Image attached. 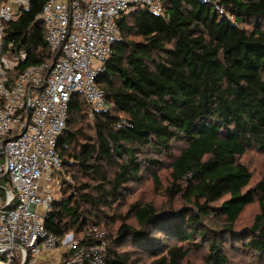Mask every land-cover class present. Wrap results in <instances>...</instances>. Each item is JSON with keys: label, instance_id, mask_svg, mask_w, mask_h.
Returning <instances> with one entry per match:
<instances>
[{"label": "trees", "instance_id": "1", "mask_svg": "<svg viewBox=\"0 0 264 264\" xmlns=\"http://www.w3.org/2000/svg\"><path fill=\"white\" fill-rule=\"evenodd\" d=\"M45 1L30 0L5 24L11 51L26 52L10 78L54 59L39 18ZM117 24L119 39L96 78L111 105L98 111L71 96L57 151L72 183L51 203L45 229L80 237L119 220L105 236L109 264H137L131 251L115 247L129 236L154 253L147 264H229L224 244L244 236V247L264 259V163L259 181L244 189L251 173L239 159L249 146L264 151V0H166L160 14L137 6ZM176 138L183 144L172 153ZM149 153L170 159L166 186L152 178L177 205L157 211L152 202L125 198L144 161L158 163L139 158ZM255 199L251 224L236 229ZM122 204L124 213L116 211ZM212 217L218 224L207 222ZM86 237L80 246L101 241ZM193 252H201L198 261L189 259Z\"/></svg>", "mask_w": 264, "mask_h": 264}, {"label": "built area", "instance_id": "2", "mask_svg": "<svg viewBox=\"0 0 264 264\" xmlns=\"http://www.w3.org/2000/svg\"><path fill=\"white\" fill-rule=\"evenodd\" d=\"M29 1L0 5V264H46L44 256L58 244L63 252L76 249L86 235L101 241L80 246L59 264H109L104 230L89 227L80 237L68 231L59 238L44 227L53 202L51 182L62 167L57 141L73 94L95 110L109 109L96 78L119 39L121 15L137 6L160 14L166 0H46L39 18L54 59L10 78L26 52L11 51L5 24Z\"/></svg>", "mask_w": 264, "mask_h": 264}, {"label": "rangeland", "instance_id": "3", "mask_svg": "<svg viewBox=\"0 0 264 264\" xmlns=\"http://www.w3.org/2000/svg\"><path fill=\"white\" fill-rule=\"evenodd\" d=\"M182 144L183 142L178 140L177 138L173 139L171 152L177 153L179 148L182 147ZM146 157L157 158L158 163L152 165L144 161L138 180L127 186V190L125 192V198L127 199L128 202L131 201L152 202L157 211H160L163 208L172 206L174 204L177 205L178 202L176 201L173 204L167 201V198L163 196L161 190L156 188V185L154 184L152 178L153 173H155L159 177L162 188L166 186L168 172H169L168 165L170 159L168 158V156H166L163 153L161 154L149 153V154H142L139 156V158L142 159H146ZM239 159L248 167L251 173L250 181L244 189L253 187L262 176L264 151L258 150L254 146H249L246 149L245 153L239 156ZM71 183H72V178L69 176V173H67L66 170L63 167H61L60 173L58 174L55 173L54 179L51 182L53 188L52 191L53 201H58L61 196V189L67 188V185H71ZM222 199H220L217 202H220ZM258 210H259L258 203L257 200L255 199L253 203L248 204L243 208L239 216V219L236 222L235 228L243 229L244 227L249 226L253 220L254 215L258 212ZM104 211L107 215H111L114 213V211L113 212L108 210H104ZM116 211L124 213L126 211L125 205L124 204L120 205ZM127 221L135 228H138L133 217L129 218ZM207 222L213 225L218 224L217 219L215 217L208 219ZM118 224H119V220H114L111 228H109L108 226L104 228H100V227H95V228L97 230L100 229L105 230L103 236V238L105 239V236L107 237V235H109L110 237V235H112L115 232V229L118 226ZM102 225H103V220L99 222V226ZM135 241L136 240L135 238H133V236L131 237L129 236L126 238V240H124V242H122L121 244L115 247L119 251H123V250L131 251L132 257L138 259L137 264H147L152 259L154 253L151 251H145L143 249L136 248ZM246 241L247 238H245L244 236L243 240L241 241H233L230 244L229 243L224 244L223 249L225 254L227 255L229 264H264V259L260 258L255 252L251 251L250 248L244 247ZM63 251H64L63 248L58 244L52 253L44 256L46 264L61 263ZM200 256H201V252H196V253L193 252L190 254L189 259L192 261H198L200 259Z\"/></svg>", "mask_w": 264, "mask_h": 264}]
</instances>
